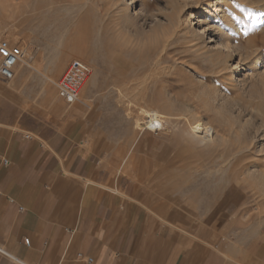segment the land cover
I'll return each instance as SVG.
<instances>
[{
  "label": "rangeland",
  "instance_id": "rangeland-1",
  "mask_svg": "<svg viewBox=\"0 0 264 264\" xmlns=\"http://www.w3.org/2000/svg\"><path fill=\"white\" fill-rule=\"evenodd\" d=\"M126 3L0 0V38L26 49L8 85L24 108L63 128L76 119L101 129L109 138L114 174L158 198L165 211L196 222L222 200L238 197L241 244L264 264V28L257 25L259 3L132 0L127 12ZM222 9L232 21L221 16ZM168 15L184 19L191 36L217 27L229 45L239 46L238 54L223 69L210 67L199 52L211 51V43L192 54L190 44L173 37ZM159 23L162 31L154 36ZM73 59L89 64L91 74L77 101L66 105L56 86ZM45 90L65 109L60 118L42 109L38 93ZM139 105L155 106L170 115L171 123L137 135ZM191 110L212 124L217 141L188 142L185 122L177 116Z\"/></svg>",
  "mask_w": 264,
  "mask_h": 264
},
{
  "label": "crops",
  "instance_id": "crops-1",
  "mask_svg": "<svg viewBox=\"0 0 264 264\" xmlns=\"http://www.w3.org/2000/svg\"><path fill=\"white\" fill-rule=\"evenodd\" d=\"M38 99L64 114L46 90ZM108 141L92 124L33 113L0 84V264H259L240 241L238 197L182 219L114 174Z\"/></svg>",
  "mask_w": 264,
  "mask_h": 264
},
{
  "label": "bare ground",
  "instance_id": "bare-ground-1",
  "mask_svg": "<svg viewBox=\"0 0 264 264\" xmlns=\"http://www.w3.org/2000/svg\"><path fill=\"white\" fill-rule=\"evenodd\" d=\"M215 1H217V3H218V0H215ZM247 1H249V0H246V3H247ZM255 1L257 3H259L258 7H257V5H256V7L259 8L260 12L262 13V16H260L257 20L258 21L257 25H259L260 29H261V28H264V0H255ZM131 2H132V0H127L126 7L123 9V11L127 12V10H129ZM226 4H228V2ZM253 6L255 7V5H253ZM123 13H125V12H123ZM228 13L229 12L222 9L221 16L227 17L228 21H230L231 17H229L227 15ZM174 18L168 15L166 24H167V26H171L173 28V37L174 38H179L180 41L187 43V44H190V46L192 47L191 49L193 51V52H191L192 54L198 52L200 48L204 47L206 42L211 43L212 46L206 45V46H209L212 48L211 51L205 50V52H202V51L199 52L200 56L202 55L208 60L210 67L216 68V69L217 68L223 69V67H222L223 64L225 62H227V60L230 57H232L235 52H237L236 54H238L239 46L234 45V44L232 46L229 45L228 42L225 41L226 39H223L222 32L217 27H212L210 31H207V33H204L205 32L204 30H201V29L197 30V28H196L198 34H201V35H199V36H197V35L193 36L192 35L193 36L192 37L191 35H188L189 33H188L187 29L185 28L186 24H185V26H183L184 24L182 21L184 19H176V17H174ZM161 28H163V24L162 25L160 23L157 24V27L152 31V34L154 36H156L157 34H159L158 31H160V32L162 31ZM164 28H165V26H164ZM207 28H210V27H207ZM196 30L194 32H196ZM193 34H195V33H193ZM263 35L264 34H262V36ZM174 46H175V44H173L171 47H174ZM164 50L165 49H162V51H164ZM240 56L238 57L239 59H240ZM47 80L53 81V79L51 77H48ZM87 80L88 79H86V81ZM231 80H234V78L232 77ZM253 90H254V88H253ZM258 90H260V89H258ZM257 96H259V95H257ZM260 97L262 100V104L260 103V105L262 106L263 101H264V88L260 92ZM138 108H139L138 109L139 114L142 115V117L136 118L135 128L138 130L137 135L143 129H147L148 131H156V130L161 131L163 128L164 122H170L171 123V121H172L169 114L160 111L155 106L153 107V106H141V105H139ZM187 113H188L187 115L180 113L177 116V119H179V120L183 119L184 120V122H185L184 132H185V135L188 137L189 143H191L193 145H196V144L211 145L212 143H214L215 141H217L219 139L218 135L216 133V130L212 126V124L205 121V119H203V117L200 114H197L196 112H193L192 110L188 111ZM174 117H176V116H174ZM165 125H166V123H165ZM136 137L134 138L133 144L136 142L135 141ZM262 179L264 180V178H262Z\"/></svg>",
  "mask_w": 264,
  "mask_h": 264
},
{
  "label": "built area",
  "instance_id": "built-area-1",
  "mask_svg": "<svg viewBox=\"0 0 264 264\" xmlns=\"http://www.w3.org/2000/svg\"><path fill=\"white\" fill-rule=\"evenodd\" d=\"M26 49L12 43L8 39L0 38V82H9L15 77V68L25 56ZM91 67L80 59H73L68 65V69L57 81L56 94L66 105H71L77 101L83 82L90 76ZM4 164L9 161L2 158ZM24 243L29 244L28 238H24ZM0 252H4L0 248ZM91 261V259H88Z\"/></svg>",
  "mask_w": 264,
  "mask_h": 264
}]
</instances>
